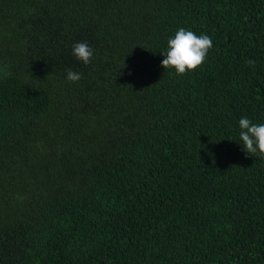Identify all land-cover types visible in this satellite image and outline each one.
Here are the masks:
<instances>
[{"label":"trees","instance_id":"trees-1","mask_svg":"<svg viewBox=\"0 0 264 264\" xmlns=\"http://www.w3.org/2000/svg\"><path fill=\"white\" fill-rule=\"evenodd\" d=\"M179 28L214 45L184 75L161 67ZM245 117L264 0H0V264H264Z\"/></svg>","mask_w":264,"mask_h":264},{"label":"clouds","instance_id":"clouds-1","mask_svg":"<svg viewBox=\"0 0 264 264\" xmlns=\"http://www.w3.org/2000/svg\"><path fill=\"white\" fill-rule=\"evenodd\" d=\"M212 38L207 34L197 35L191 30L179 28L175 35L168 39L167 50L162 55L161 67L165 70L174 69L177 75L193 72L202 66L213 49ZM72 55L84 65L92 63L94 49L86 42H77L72 46ZM254 65V61H247ZM81 74L68 70L66 79L70 83L81 80ZM239 139L242 150L253 157H264V123H253L248 118L239 120Z\"/></svg>","mask_w":264,"mask_h":264}]
</instances>
